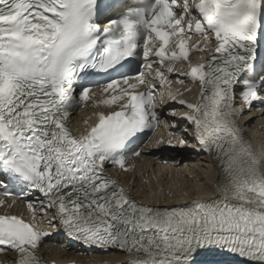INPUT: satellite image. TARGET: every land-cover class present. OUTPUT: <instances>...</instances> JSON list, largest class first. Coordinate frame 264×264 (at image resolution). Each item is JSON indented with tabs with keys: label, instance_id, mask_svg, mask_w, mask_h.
<instances>
[{
	"label": "snow or ice",
	"instance_id": "snow-or-ice-1",
	"mask_svg": "<svg viewBox=\"0 0 264 264\" xmlns=\"http://www.w3.org/2000/svg\"><path fill=\"white\" fill-rule=\"evenodd\" d=\"M106 12L100 0H0V195L12 197L0 206L21 199L30 212L28 220L0 214V253L45 264L47 225L89 248L118 250L125 264H237L224 256L264 264V149L246 138L235 106L238 85L245 108L264 104V0H140L102 24ZM193 37L201 39L189 45ZM194 50L210 54L193 63ZM178 61L188 67L176 83L186 77L199 88L192 101L169 93L187 109L182 133L157 111V82L171 85ZM93 88L109 94L101 103H122L75 135L69 114ZM160 126L168 138L152 147L189 145L186 133L219 175L194 197L159 187L150 206L106 165L133 171L126 162L148 154L145 136ZM176 197L186 202L167 204Z\"/></svg>",
	"mask_w": 264,
	"mask_h": 264
},
{
	"label": "bare ground",
	"instance_id": "bare-ground-1",
	"mask_svg": "<svg viewBox=\"0 0 264 264\" xmlns=\"http://www.w3.org/2000/svg\"><path fill=\"white\" fill-rule=\"evenodd\" d=\"M186 87H190L191 92H184V88ZM186 87L184 86L183 89H180L184 94L183 96H178L177 100L183 98L192 101L195 99V96L198 94L197 88L193 85ZM163 106V109L166 107L169 109L166 113L164 112L165 119L169 124L172 121H176L180 127L175 129V131L182 133L183 126L187 122L180 119V114L187 109H184L176 101H172L170 97L167 100H163ZM171 109H176V116L170 115ZM90 110L88 108L76 117L78 127L86 126L91 120ZM251 116L249 119L244 117L245 121L239 120L238 122L246 138L259 151L264 149V116L258 114ZM184 135L188 139L189 145L184 147L177 145L173 147L168 144H161L157 147H151L148 156L139 161L133 171L119 175L121 181L126 184L137 201L149 204L150 206H157V200L153 197L152 193L158 191L159 187H163L165 193H167L169 188L175 190L179 186L181 189L189 191L190 196L194 197L198 194L196 191L198 188L213 186L219 175L218 169L205 156L196 152L192 146L195 144L193 138L186 133ZM161 137L167 139L168 132L164 131ZM165 155H169L174 163L167 165L158 162V157ZM130 182H133L134 186ZM200 194L203 195V193ZM166 202L168 205L177 206L184 204L186 199L176 197ZM164 204L165 200L161 199L159 205L163 206ZM40 253L47 261L56 263L67 262L69 264H125L127 259V256L121 253L85 256L73 250H66L64 247L48 243L40 247ZM224 260H236L237 264H247V262L239 259Z\"/></svg>",
	"mask_w": 264,
	"mask_h": 264
}]
</instances>
